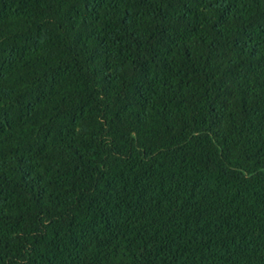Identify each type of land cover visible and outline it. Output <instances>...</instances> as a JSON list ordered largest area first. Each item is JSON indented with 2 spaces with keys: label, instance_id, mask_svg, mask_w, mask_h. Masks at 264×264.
<instances>
[{
  "label": "trees",
  "instance_id": "obj_1",
  "mask_svg": "<svg viewBox=\"0 0 264 264\" xmlns=\"http://www.w3.org/2000/svg\"><path fill=\"white\" fill-rule=\"evenodd\" d=\"M0 264H264V0H0Z\"/></svg>",
  "mask_w": 264,
  "mask_h": 264
}]
</instances>
